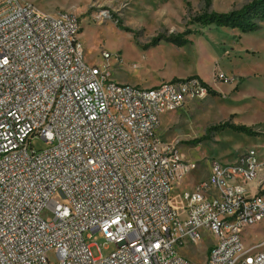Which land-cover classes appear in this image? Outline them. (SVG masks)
I'll use <instances>...</instances> for the list:
<instances>
[{"label":"built area","instance_id":"2783aa9c","mask_svg":"<svg viewBox=\"0 0 264 264\" xmlns=\"http://www.w3.org/2000/svg\"><path fill=\"white\" fill-rule=\"evenodd\" d=\"M80 31L71 11L0 0V264H264L243 242L264 220L257 150L211 160L181 193L182 212L171 201L198 165L157 129L208 92L203 81L119 83L86 61ZM36 137L48 146L36 149ZM95 233L114 250L95 257ZM206 234L203 263L182 253Z\"/></svg>","mask_w":264,"mask_h":264},{"label":"rangeland","instance_id":"374dc122","mask_svg":"<svg viewBox=\"0 0 264 264\" xmlns=\"http://www.w3.org/2000/svg\"><path fill=\"white\" fill-rule=\"evenodd\" d=\"M39 10L71 11L81 20L80 42L88 63L108 66L112 78L130 85L173 78L198 76L215 93L188 100L176 111L163 114L157 135L163 144L176 147L198 168L179 187H173L171 201L182 212L181 193L206 178L211 160L233 163L242 153L255 149L264 160V22L256 30L189 24L193 15L204 11L228 12L251 0H21ZM55 12V13H56ZM190 30L184 44L158 36ZM110 54L104 60L102 52ZM224 76V79L220 77ZM149 87V86H148ZM224 122L251 127L254 133L219 127ZM217 128H214L216 127ZM36 149L46 148L40 137ZM264 168L260 170V174ZM249 244L264 250V220L255 225L247 238ZM95 257L114 250V245L95 233ZM214 238L206 234L182 253L203 263ZM52 262L55 253L50 252Z\"/></svg>","mask_w":264,"mask_h":264},{"label":"trees","instance_id":"16d2710c","mask_svg":"<svg viewBox=\"0 0 264 264\" xmlns=\"http://www.w3.org/2000/svg\"><path fill=\"white\" fill-rule=\"evenodd\" d=\"M262 22H264V0H251L240 8L228 12L204 11L198 13L191 17L189 24L216 25L219 27L238 28L242 32H249L258 29ZM190 32V30H186L179 34L161 35L156 38V41L164 39L181 45L187 40L184 36ZM203 84L207 87L208 93H215L207 83L203 81ZM226 126L231 127L235 131L248 134L254 133L252 128L246 125H236L230 122H224L219 125V127ZM214 128H217V126Z\"/></svg>","mask_w":264,"mask_h":264},{"label":"crops","instance_id":"0c3cea01","mask_svg":"<svg viewBox=\"0 0 264 264\" xmlns=\"http://www.w3.org/2000/svg\"><path fill=\"white\" fill-rule=\"evenodd\" d=\"M43 12H45L44 10H41ZM57 10H54V11H50V12H47V13H55ZM164 81V80H163ZM161 82L158 80V81H155V82H151V83H148L147 86H144V87H153V86H156L158 84H160ZM259 160V159H258ZM260 163H264V160H259ZM263 165V164H262ZM262 168H264V165L260 167V169L262 170ZM264 176V172L261 174V178ZM199 181V180H198ZM198 181H196L195 183H197ZM194 183V184H195ZM255 228V225L252 226V227H249L247 228L244 233H243V242H244V248L245 249H248V250H251V251H258L257 249V246L256 245H251L249 244L247 238L249 237V234L252 233V230ZM260 251H264V250H260Z\"/></svg>","mask_w":264,"mask_h":264}]
</instances>
